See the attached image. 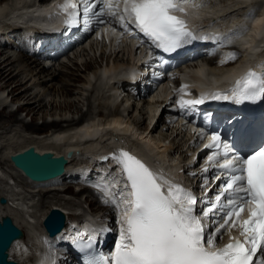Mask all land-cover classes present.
<instances>
[{"label": "bare ground", "instance_id": "1", "mask_svg": "<svg viewBox=\"0 0 264 264\" xmlns=\"http://www.w3.org/2000/svg\"><path fill=\"white\" fill-rule=\"evenodd\" d=\"M31 1L0 0V4H5V6L9 5L10 7L16 6V2L23 3L16 9L12 7L13 10H15L13 12H9L12 8H8V12L6 13L5 6L4 9H0V19H2L3 21H5L7 17L12 15L14 18H8L10 19L9 22L21 18V24H23V26L20 24L12 26L11 24H14V22H12L4 24L3 27L0 28V35L2 34L3 37L6 38L9 37L6 42L0 44V85L4 93L8 88L11 87L9 96L11 95L13 97V101L26 99L25 103H23V105L20 106L17 111L11 112L7 116V118L9 119L3 121V125H6V122H12L13 125H11L10 127L4 126L0 129L2 130L0 137V142H2L0 147V198L7 199V203L5 205L0 204V216H10L18 227L24 230V232L25 230L27 231V236L25 234L20 241H17L12 246L11 250L9 251L10 259L17 261L20 264H30L31 262L35 261H37V263L39 264H49L48 253L47 256L38 257V254L41 252V249L45 244L42 241L43 237L45 236L43 220L49 212L42 211L40 207L41 203H46L50 204L49 210L53 208L62 210L67 216V221H69V223L65 226L66 232L71 229L73 221L74 224H77L76 221H78L79 218L74 217L77 212H71L72 208L70 209L68 206V204L70 203L68 201L66 203H63L64 200L59 196L61 191L66 192L71 189H65V186H61L62 188L58 189L56 188L57 185L59 186L63 183V181L68 180L70 172L78 171L82 174H86L87 169L89 170L94 166L93 163L97 162L99 157H101V154L105 152L118 153V151L120 150V146L125 149L131 148L132 150H134L137 154H139L143 161L145 160V162L150 164L153 169L157 170V174L159 176H162V173L160 175V172H172L178 169L179 171L183 170V172L185 173H188L190 170L194 171L196 162H192V158L188 163L182 165V163L176 161L177 159L174 158V153L178 152L179 149L182 150V145H163L165 139L159 137V139H157L156 137H154V135H152V133H154V130L158 129L159 127H162V130L164 128H173L171 123H174L173 116L175 115V112L172 109V104L169 103L170 88H172L173 85L168 86L169 83L167 85L166 83H164L160 87L159 92L165 91V96L163 99V96H161V94H155L156 96L151 95L148 100H143V103L150 106L155 104L157 108L155 107L156 109H150L149 112L151 116L149 119L151 120V123L150 125H147L148 127L145 128L143 132L140 133L137 132L136 126L139 127V130L142 129L141 126L142 124H144V120L141 121L140 118L139 120L138 118H136L135 120L131 121L130 119L132 118V116L130 118V114H127L129 117L127 115H123L121 107L109 112L103 111L106 107L105 105L104 109L102 108L103 110H99L93 120L88 118L87 115H84L83 117L81 116L80 119L74 118L73 120H65L67 121V124H62L57 120L55 122H52L51 124L45 122L43 128H53L48 129V132H42L44 129L40 127L39 124H27L25 123V121L20 119L18 117V113H20V111H27L28 116L33 115L32 119L34 122V120L36 119V115L40 114L43 109H46L47 107V105L44 104L42 100H37L38 96H35L31 99V90L29 88L24 89L22 87V85L24 84V80L26 79L23 77V71H29L27 76H32L30 80L38 77V85H45V87H48L47 83H53L59 77L61 78V72L59 74H57L56 72H51V70L46 67L47 65L40 61L42 55H39V50L34 54L32 53L35 50L32 48H35V45L40 41L41 33L48 30L46 26L58 24L57 20L47 19L48 15L44 16V14L51 12L54 4L59 0ZM195 5L200 6L196 7ZM183 6H185V8L188 10V13L190 12L191 17L189 19V22L191 23V25H193L194 29L200 30L202 31L201 33H206L208 36H216L217 39L213 41L215 42V44H218V41L221 39L235 40L241 46L242 53L245 59L248 60L250 56H255V61H248L246 67H243L242 69L241 64L216 66V59L220 55L219 52L216 53L215 56L206 59V62H204L203 64H201L199 60L195 59L192 61V64H194V66H191V68H187L182 74L185 75V86L189 84V87L194 86L198 88L204 94V96L200 97H203L204 100H207L210 97L208 96V94L211 92V90H216L218 89V87H228L229 85L235 86V81L238 80V78L240 79L244 72H247L249 70V66L251 64H255L258 67L264 66V0H190L188 4H184ZM42 11L44 14H41L40 16L36 17L35 20H33L34 12ZM235 12H238L240 15H234ZM181 14L184 15L183 13ZM32 21H34L35 24L38 25L42 24L43 27L39 28L37 26H32ZM209 21H212V23H210ZM18 26H21L22 28H18ZM1 29L3 30L2 32ZM33 30L35 31L33 32ZM12 32H15V34L17 35L15 36L16 42L10 39L12 38V36L10 37L11 34L9 33ZM201 33L197 34V36L199 37ZM234 33L236 34L234 35ZM105 35H108L109 37H112L114 39H119L117 37L118 35L116 30L114 28L112 29L111 27L106 26L105 30L97 33V36L100 38L104 37ZM121 38L122 41L125 40L124 42H126V44L131 47L130 49H132V52L135 53V56L139 53V51L142 52L141 47L140 50L136 48L138 42L134 41L135 38H129L128 35ZM136 38L139 39L138 36H136ZM23 40H25L29 45L27 46L23 43L25 46H22L21 42H23ZM199 40L202 41V38L199 37ZM207 40L211 41V39ZM95 41L98 44L100 42L98 41V39ZM87 42L91 43L90 40H86L81 44L83 45ZM82 45H79V47ZM76 46H74L71 50H74ZM105 46H107V44H105ZM12 47L19 51V55L15 56L17 57L16 60L13 61V56L2 59V57H4L6 53L8 54L6 50ZM216 47H214V49H216ZM114 48L115 50L111 51L110 54L108 53L109 55H106V53L103 52L102 56H100L102 58V71H104L102 72L100 69L99 70L102 73L100 72L98 74V70L92 71V67L90 65L86 66V70H88L89 72L91 71L92 73L94 72L98 75L99 82H101L102 85H104V83H107L106 79L109 78V76L107 77V74L111 72L113 73L110 75L111 78L106 84L107 88H111L115 93L114 97L112 98V100L114 99V101L111 106L116 105L119 101V97H121L122 95L119 94L120 91L127 93L126 95L128 97L127 99H125V101L122 100L121 105H125V102L126 104H129L131 98H142L154 92L152 89H148V92L144 95L140 90L142 87L133 83V81L136 82L141 79L142 75L140 76L139 73H135L134 75H132V77H127V75H129V73L127 72H129L130 70L133 71L141 58L137 59V61L133 60L129 62L127 64V69H125V67H123L125 65L124 63H122V61L119 60L120 58H118V55L117 57L116 55H114L116 51L117 54L119 51H121L119 49L120 47L117 46ZM222 50L224 53L222 55V60H225V58L230 55L229 53L231 49L224 48ZM226 52L229 53L225 54ZM198 59H200V57H198ZM197 61H199V64L195 65ZM16 62L18 63L17 66H15ZM60 64L63 63L60 62ZM208 67L211 73H207ZM19 69L20 73H16ZM123 69H125L124 76L120 72V74L117 72L119 70H121L122 72ZM187 73L191 74L193 78L186 76ZM72 78L73 81L76 80L74 78V75L72 76ZM30 80H28V82ZM104 80L105 82L103 83ZM28 82H26L25 84H27ZM92 82V79L87 78L84 86H91V84H93ZM143 82L146 83V81ZM172 82L174 83L175 81ZM221 82H224L223 86L221 85L217 87V84L219 85V83ZM115 86L118 87L120 91L116 89ZM53 88L55 89V86H53ZM60 90L62 91L63 96L68 95L71 92V89L66 87H62ZM185 90L187 95L186 100L200 99L195 96L194 91H192L191 89L188 91V88H186ZM2 104L4 103H1L0 107L2 106ZM73 107L74 106L72 104L65 105V108L69 110H71ZM162 108L163 114H166L167 120L170 118V121H167L166 119L162 120L161 126L157 124L155 127H153V131L147 134L146 131L154 125L156 119L158 118L157 115L162 112ZM143 109L144 108H141L140 114H142V112L144 113ZM137 110L138 108H136V111ZM154 113H156L157 115L154 116ZM47 116L49 115L43 114V118L45 117L46 119ZM20 127L23 129L20 130ZM173 129L177 134L175 139L181 137L182 140L186 137H190V139L186 138V144L188 145V143H190L188 149H192V147L194 148V145H196L199 140V136H196L193 133L192 128L190 129V127H188L187 125H182L181 122H178V127L176 126ZM134 131L135 133L133 134ZM25 133H27V135H25ZM28 134H31L33 136H29ZM30 148H35L37 152L42 154H44L45 152H51L56 156H66L69 151H73L75 158L79 159V156H82L80 159L82 162L80 161L81 164L79 163L80 165L78 164L77 167H74L73 164L77 162L74 158L75 160L73 159L70 164L67 165V175L63 178L44 184L33 183L29 181L20 171L15 169L14 165L11 162V157L13 155L24 152ZM171 161H174V164L170 163ZM6 166L10 169V171L4 168ZM108 168L109 167L107 166V164L99 165L98 169L102 171L101 177H106ZM114 174H118L119 177H121V173H115L114 171L110 174V176L113 177ZM174 177L175 176L172 175L169 178H163L168 181L170 179H173ZM109 186L110 185H108V189L110 190ZM73 190L77 192L75 193V195L72 194L76 198H80L81 196H85L86 194H88L91 198L90 203L97 206V209H95L96 212L105 210L102 209L100 201L94 198L96 194L91 190L85 188H82L81 190L73 188ZM110 197L113 198L111 193ZM46 198L52 199H48L49 201L45 202L44 199ZM92 212L93 210L89 209V212L86 213L85 218L88 217L89 219H94V214ZM77 214L85 215L84 213ZM120 217H123V213H121ZM88 225L89 224H87V226ZM225 237L226 233L222 238L220 237L219 240L221 241L225 239ZM58 238L55 240H50V244H54L55 242H57ZM29 245L30 247L34 246V248L36 249L34 251L35 254L32 257L30 256ZM44 254L46 255V253Z\"/></svg>", "mask_w": 264, "mask_h": 264}, {"label": "snow or ice", "instance_id": "2", "mask_svg": "<svg viewBox=\"0 0 264 264\" xmlns=\"http://www.w3.org/2000/svg\"><path fill=\"white\" fill-rule=\"evenodd\" d=\"M189 2L64 0L57 5V14H64L69 27L79 25L82 15L83 26L87 27L91 16L104 23L101 17L107 12L119 17L122 28L138 29L156 48L171 53L195 39L186 19L177 15H187L183 5ZM97 5H103L99 12L94 11ZM229 58L236 56L232 53ZM259 98H264V74L251 69L236 81L231 96L212 95V99H231L236 103ZM202 103L203 97L179 102L181 108ZM205 148L215 149L208 161L229 175L226 178L215 176L216 181H222L219 190L214 197L203 201H198L180 184L157 175L128 151L119 150L101 157L104 161H115L125 178L121 199L116 203L123 217L117 221L119 239L111 255L91 251L96 243L93 236L74 241L77 248L90 250L84 264H264V142L241 156L233 153L220 133L213 132ZM205 188V197H208L212 189L206 184ZM198 202L205 205L199 214L196 213ZM221 209L224 212L216 220ZM206 221L214 225L210 232ZM233 230L238 232L237 236L230 235L229 241L222 246L217 244L218 236L222 238ZM103 231L106 229H101Z\"/></svg>", "mask_w": 264, "mask_h": 264}, {"label": "rangeland", "instance_id": "3", "mask_svg": "<svg viewBox=\"0 0 264 264\" xmlns=\"http://www.w3.org/2000/svg\"><path fill=\"white\" fill-rule=\"evenodd\" d=\"M24 1H29V0H24ZM33 1L34 0H32L31 2H33ZM15 4H16V6H11V7L9 5L5 6V4H0V6H1L0 9H4V6H5L6 13H7L8 8L13 7L14 9H16L18 6H21L23 3L22 2L21 3L16 2ZM2 6H3V8H2ZM13 8L9 12L15 11V10H13ZM235 14H236V16H237V14L240 15L238 12H235L234 15ZM8 18H14V17L11 15V16L7 17L5 19V21L0 19V28H2L4 24L12 23V22L16 23L17 22L16 20H19V21L22 20L20 18L21 20L16 19V20H13L12 22H9L10 19H8ZM241 20H242V18H241ZM18 28H22V27L18 26ZM14 35L15 34L11 35L12 38H10L13 41H14V39H13ZM8 38L9 37L6 38V37H3V35H0V40L2 41V43L6 42L8 40ZM98 41H100L99 44L96 43L95 40L91 41V43L87 42V43L83 44L82 46L78 47L77 49L72 50L71 52L64 55L63 57H60V58L55 59V60H50V59H47L45 57H42L40 59V61L42 63H45L47 65L46 67L48 69H50L51 72H56L57 74H59L61 72V75H60L61 78L59 77L53 83H47L48 87H45V85H38V79H37L38 77L33 78V80L32 79L30 80V78L32 76L31 75L27 76L29 71H27V72L23 71V73H24L23 77L26 79L24 80V84L22 85V87L24 89L29 88L31 90V92H30V94L32 95L31 99L34 98L35 96H38L37 100L38 101L42 100L44 102V104L47 105V107H46V109H43V111L40 114H38L39 116L36 115V119L34 120V122L32 119L33 115L28 116L27 111H20V113H18V117L20 119H22L23 121H25V123H27V124L35 123V124H39V126L43 128L45 122H48L51 124L52 122H55L57 120L58 122H60L62 124H67L68 120H73L74 118L80 119L81 116L83 117L84 115H87L88 118L93 120L96 117V114L99 112V110L104 109V105H105L106 107L103 111L109 112V111H113V110H116L117 108L121 107V111H123L122 112L123 115L126 116L127 114H130V118L132 116V118L130 119L131 121L135 120L136 118H138V120L140 118L141 121L144 120V124H142V126H141L142 129L139 130L138 129L139 127L136 126L138 133L143 132V130L148 127L147 125H150V123H151V120L149 119L151 116V114L149 112L150 109H156L157 108L155 104L150 106L148 104L143 103L144 102L143 100H148L151 97V95H155V94L156 95L161 94V96H163L162 97V99H163L165 96V91L152 92V93H150V94H148L142 98H139V97L138 98L136 97L134 99L131 98L129 104H126V102L124 103L126 106L121 105L122 100L125 101V99L128 98L126 93L124 92L121 95V97H119V101L117 102V104L114 106H111V104H113V101H114V99L112 100V98L114 97L115 93H114V91H112L111 88H109V87L107 88L106 84L108 83V80L111 78L110 75L113 73L111 72V73H108L109 75L107 74V77L109 76L108 79L105 78L107 83L105 84L104 83L105 80H104L103 81L104 85H102L101 82H99L98 75L94 72L92 73L91 71L89 72L88 70H86V66L90 65L92 67V71L98 70L99 71L98 74H99L103 69L101 66V64H102L101 59L102 58L100 56H102L103 52L106 53V55H109L111 53V51L115 50L114 47H117V46L120 47L119 49L121 51H119L118 54L116 51V53L114 55H116V57L118 55V58H120L119 60L122 61V63H124L125 66H123V67H125V69H127V67H128L127 64L129 62H131L133 60L137 61V59H139V57L137 54L135 56V53H133L132 49H130L131 47H129V45H127L126 42H124L125 40L122 41L121 39H114L112 37H109L108 35L107 36L105 35L104 37H101L100 39H98ZM21 43H22V46H25V45L28 46L29 45L25 40H23V42H21ZM93 44H94V46H93ZM105 44H107V46H105ZM6 51L8 52V54L6 53V55H4L5 58L2 57V59H6L9 56H13V61H14L17 58L15 56L19 55V51L13 47L8 48ZM228 53L229 52H226L225 54H228ZM0 54H1V52H0ZM199 61L201 64L204 63L202 60H199ZM199 61H197V64H199ZM60 62L63 64H60ZM58 64H59V66H58ZM17 65H18V63L16 62L15 66H17ZM125 69H123L122 72H121L122 69L117 71V72L118 73L120 72L124 76L125 75V71H124ZM16 73H20V69L17 70ZM73 75H74V78L76 79L74 81L72 78ZM75 75H76V77H75ZM186 76L193 78L192 75L189 73H187ZM87 78L92 79L93 84H91V86L86 87V86H84L85 85L84 83H85ZM60 79H62L63 81ZM28 80H30V81L28 82ZM26 82H28V83L25 84ZM53 86H55V89L53 88ZM218 86L219 85L217 84V87ZM62 87H66V88L71 89V92L68 95L63 96L62 91L60 90ZM10 89H11V87L8 88L6 90V92L4 93L2 90V87L0 85V105H1V103H4L0 107V129H1V127H4V126L10 127L11 125H13L12 122H10V123L6 122V125L5 124L3 125V121L6 119H9V118H7V116L11 112L17 111V109L20 106H22L26 100V99H20V100L13 101L12 100L13 97L11 95L9 96ZM116 89H118V87H116ZM118 90L120 91V89H118ZM188 91H189V89H188ZM119 94H121V93L119 92ZM107 103H110V104H107ZM67 104H72L74 107L71 110L66 109L65 105H67ZM113 107H116V108H113ZM136 108H138L137 111H136ZM141 108H144L143 109L144 113L142 112V114H140ZM161 111L162 112L158 115L156 113H154V116L157 115L158 118L156 119L154 125L151 126L149 130L146 131L147 134H149L151 131H153L152 130L153 127H155L157 124L159 126H161L162 120H164V119L167 120V115L163 114V108ZM43 114H48L49 116H47V118L45 119V117L43 118ZM65 120H67V121H65ZM168 120L170 121V118ZM173 122L174 123H171L173 128L176 126L178 127V122L176 120H173ZM50 128L53 129L52 127L43 128L44 130L42 132H45V131L48 132V129H50ZM173 128L172 127L168 128V129L164 128L162 130V127H159L158 129L154 130V133H152V135H154V137H156L157 139H159V138L165 139V142L163 145L178 146L179 144H181L182 150L179 149L178 152L174 153V158L177 159L176 161H178V162L182 163V165H184V164L188 163L193 158L192 156H194L195 148L197 147V144L194 145V148L192 147V149H188L190 143H188V145L186 144L187 143L186 142L187 137L182 139V140H181V137L175 139L177 134L175 133ZM22 129L23 128L20 127V130H22ZM1 132H2V130H0V137H1ZM134 133H135V131L133 132V134ZM25 135H27V133H25ZM28 135L33 136L31 134H28ZM188 138L190 139V137H188ZM1 144H2V142H0V147H1ZM79 157L80 158L78 160H80L82 156H79ZM81 162L80 161L75 162L73 164L74 167L75 166L77 167L79 163L81 164ZM170 163L174 164V161H171ZM187 165H189V164H187ZM4 168L8 169L10 171V169L7 166ZM63 182H65V181H63ZM61 186L64 187L65 185L62 183L59 186L57 185L56 188L57 189L62 188ZM68 188H70L71 190H68L66 192L65 191L63 192L60 190L61 193L59 196H60V198H62L65 201V202L63 201V203H66L67 201L70 203V204H68V206L70 209L72 208L71 212L84 213L86 215V213L89 212V209H92V208H94V210L97 209L96 205H92V204L90 205L89 204L91 198L87 194L85 196L80 197V198H76L74 196L75 193H77V192H75L73 190V188L76 189L78 187H68ZM56 192H58V191H56ZM72 194H74V195H72ZM48 199L51 200L52 198H46V199H44V201L45 202L49 201ZM87 200H89V201H87ZM49 206H50V204H46V203L42 204L41 203L40 208L42 209V211H47V212L49 211L50 212ZM84 211H87V212H84ZM25 232H26V236H27V231L25 230ZM29 247H30V245H29ZM35 250L36 249L34 248V246L30 247V256L31 257L34 256Z\"/></svg>", "mask_w": 264, "mask_h": 264}, {"label": "water", "instance_id": "4", "mask_svg": "<svg viewBox=\"0 0 264 264\" xmlns=\"http://www.w3.org/2000/svg\"><path fill=\"white\" fill-rule=\"evenodd\" d=\"M11 162L27 179L35 183H46L64 176L69 163L63 155L56 156L51 152L42 154L35 148L13 155ZM6 203V198H0V204ZM66 222V214L60 209L53 208L44 218L43 226L50 236L54 237L63 231ZM23 237V231L10 216L0 218V264H20L9 259V250L16 240Z\"/></svg>", "mask_w": 264, "mask_h": 264}]
</instances>
